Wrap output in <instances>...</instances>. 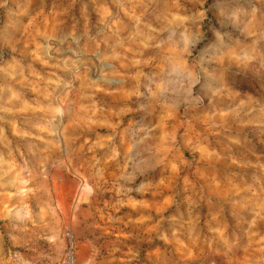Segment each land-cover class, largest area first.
<instances>
[{"label": "rangeland", "instance_id": "obj_1", "mask_svg": "<svg viewBox=\"0 0 264 264\" xmlns=\"http://www.w3.org/2000/svg\"><path fill=\"white\" fill-rule=\"evenodd\" d=\"M264 264V0H0V264Z\"/></svg>", "mask_w": 264, "mask_h": 264}, {"label": "built area", "instance_id": "obj_2", "mask_svg": "<svg viewBox=\"0 0 264 264\" xmlns=\"http://www.w3.org/2000/svg\"><path fill=\"white\" fill-rule=\"evenodd\" d=\"M64 248L59 264H77V238L73 231L66 228L63 232Z\"/></svg>", "mask_w": 264, "mask_h": 264}]
</instances>
